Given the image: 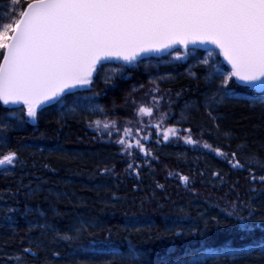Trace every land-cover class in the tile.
<instances>
[{"label":"trees","instance_id":"1","mask_svg":"<svg viewBox=\"0 0 264 264\" xmlns=\"http://www.w3.org/2000/svg\"><path fill=\"white\" fill-rule=\"evenodd\" d=\"M6 15L9 0H0V16ZM179 67L163 81L150 80L152 68L144 66L107 83L97 75L93 91L102 114H61L55 105L41 110L33 125L19 109L23 119L13 125L9 116L16 111L0 103V125H7L0 127V155L19 157L14 168H0V264H175L206 248L248 245L253 237L234 226L237 214L252 213L248 223L255 237H264V167L250 163L264 164V106L230 99L209 116L208 71L197 65L187 74ZM236 92L257 96L250 89ZM143 106L165 114L171 125L181 120L228 157L164 146L140 160L117 143L116 133L129 129ZM145 123L141 142L148 134L156 138ZM232 152L244 168L231 166ZM181 176L189 177L192 191ZM82 222L87 225L78 233ZM108 236L120 255L94 252L91 242ZM204 264H264V257Z\"/></svg>","mask_w":264,"mask_h":264},{"label":"snow or ice","instance_id":"2","mask_svg":"<svg viewBox=\"0 0 264 264\" xmlns=\"http://www.w3.org/2000/svg\"><path fill=\"white\" fill-rule=\"evenodd\" d=\"M9 4L11 15L0 16V103L23 104L32 121L44 105L63 104L71 89L90 85L102 61L122 60L131 65L142 55L177 45L189 55L196 53L195 46L211 45L231 66L230 71H224L213 59L214 50L199 60L207 66L210 81H220L216 103L236 98L237 88L264 91V0H9ZM189 45L194 47L189 49ZM175 58L184 57L177 50ZM259 103L264 106V97ZM139 113L151 115L152 109L140 107ZM109 127L104 124L105 129ZM131 134L130 129H124V136ZM170 135L176 136L177 130H165L164 140ZM183 139L187 144L198 143L191 135ZM117 143L126 151L132 147L125 139ZM135 146L146 156L150 154L140 140ZM203 146L211 148L207 143ZM214 151L228 157L219 149ZM230 156L233 168L245 167L236 152ZM18 160L15 152L0 155V168H14ZM250 163L264 167L259 160ZM180 179L185 185L189 182L187 176ZM259 180L264 182V176ZM251 215L237 214L239 222L234 225L244 236L253 237L248 245L208 249L195 264H204L206 257H264V237H255L254 226L248 223ZM91 243L113 257L121 254L110 236Z\"/></svg>","mask_w":264,"mask_h":264},{"label":"rangeland","instance_id":"3","mask_svg":"<svg viewBox=\"0 0 264 264\" xmlns=\"http://www.w3.org/2000/svg\"><path fill=\"white\" fill-rule=\"evenodd\" d=\"M212 50H214V52L216 53L214 55L213 59L219 63V66H221L224 71H230V67H228L226 65V63L223 60V58L221 57V55H219V51H217L215 49H212ZM178 51L184 57L183 59L178 60L175 58L176 52H177V50H176V51L170 52L171 54L168 53V54L161 56V57H150V58L141 59L138 62H133V64H131V65L126 64V63H118L116 61H111L109 63L102 64L99 67H97V71L95 72V76L92 78V83L90 85H88V87L86 89H83V90L80 89V90H77L75 92H71L70 97L68 99L64 98L65 102L63 104L53 103L51 106L56 105V107H54L53 110L61 112V114H79V113L89 114V115H91V114L92 115L93 114H102V113H104L103 112L104 109L98 101L100 96H99V94L96 93V90L93 91V83H94L95 77L97 75H100L101 79L104 81H106V80L112 81V80H115V79L123 76L127 69H138L139 67L144 66L146 69L152 68L153 73H152V76L150 77V80L163 81L166 78H169L171 75H173L174 72L180 70L181 68L179 66H184L182 68L183 70L180 72H183L185 70V73L192 74V71L195 68V66H197V65L198 66H204V65H201L199 63V60L204 59L208 53V51H203L201 49H197L196 53L193 55H189L186 49L185 50L184 49H178ZM121 66H123V67H121ZM162 67H167V69H162ZM204 67H205V70L208 71L207 66H204ZM210 83L212 84L211 93L207 97V100L205 102V108L207 109L208 112L209 111L214 112L225 101L230 100V99H225L222 103H216L215 101L219 100V98H220V94L218 92L220 81L216 80L214 83L210 81ZM250 90H252L254 92V94H257V96L251 97L249 95H246V94L241 95L240 93L236 92V98H232V100L246 99V100L250 101L252 104H260L259 99L264 97V91H261L259 89H255V90L250 89ZM213 97H215V99H213ZM51 106H49V107H51ZM146 108H150V107H146ZM189 108H190V106H187L184 111L185 112L188 111ZM9 109H13L16 111L9 116L10 119H12L14 121V123H12L13 125L19 124L20 121L23 119V117L21 116V112L17 111L19 109H22V111H24V117L29 121V119L26 117L25 107L9 108ZM185 112L182 114L183 117H181V118L185 117ZM135 114H136V118L129 125V127H130L129 129L131 130L132 134L130 136H127V137L124 136V128H121L119 131H117L116 135H117V137H119V139H125L127 144L132 145V147L130 149L134 150L138 154V158L140 160L147 161L148 159L150 160L153 157L152 155L155 154L154 148H155L156 144L159 142L162 143V141H164L163 133L165 130H167L169 128H174L177 130L176 136L170 135V139H169V143H170L169 145L170 146H178V145L183 146V145H185L186 143L184 142L183 137L191 135V137L194 140L198 141V146H195V147L193 146L192 149H196V150L202 151L204 153H212V155H214L216 158L224 160V156L218 155L216 153V151H214V149H212V147L211 148H205L203 145L206 142L200 141L195 135H193L191 133V131L190 132L185 131L186 128L183 127V122H180L181 120H178L176 122V124L171 125L167 121L165 114H163L162 112H160V113L156 112L155 113V111L153 109H152L151 115L140 114L139 108L137 109ZM155 115H156V117H154ZM145 122L147 123L148 128H151L155 132L156 135L158 134L157 131L161 132V134H160L161 138H159L158 136L156 138H154L153 135L148 134V136H147L148 139H144V141L141 142L143 144L145 150L150 153L147 156L144 154V152H141L140 149L135 146L136 141L138 140L137 135L142 130V128H144ZM155 127H156V131L154 130ZM191 146L189 145V147H191ZM134 169H136V168H134ZM134 173H137V170L134 171ZM184 187L189 188V190L192 191L190 180H189L187 185L184 184ZM86 225H87L86 223L82 222V224H80V226L77 227L76 232H78V233L81 232L83 230V228H85ZM90 225L96 226V224L93 225V223H91ZM225 247H228V246H223V247L216 248V249L217 250H223ZM92 248H93V246H92ZM93 250L98 251L101 249L95 247ZM93 250L91 249V251H93ZM207 250H204L202 252H199V253L193 255L191 258H189L187 260L180 261V262H178V264H195V262L198 259H200L201 253H203ZM235 258H238V257H235ZM208 260H215V259H213L212 257L204 258V262H206Z\"/></svg>","mask_w":264,"mask_h":264},{"label":"water","instance_id":"4","mask_svg":"<svg viewBox=\"0 0 264 264\" xmlns=\"http://www.w3.org/2000/svg\"><path fill=\"white\" fill-rule=\"evenodd\" d=\"M189 47V49H191V48H193L194 46L193 45H189L188 46ZM197 49H201V50H203V51H209V50H212L213 49V46H211V45H205V46H195ZM178 49H184L183 48V46H180V45H177L176 46V48L175 49H169V50H167V51H165V52H159V53H148V54H146V55H142L141 57H138V59L135 61V62H138L139 60H141V59H145V58H150V57H161V56H164V55H166V54H168V53H170V52H173V51H176V50H178ZM185 50V49H184ZM215 50H217V51H219L218 49H215ZM222 58H223V56H221ZM223 60H224V58H223ZM111 61H116V62H118V63H125L124 61H122V60H111ZM111 61H102L101 62V64L100 65H102V64H105V63H109V62H111ZM225 63H226V65L228 66V67H230L231 68V66L230 65H228L227 64V62L225 61ZM100 65H97V67H99ZM95 76V73H93V77ZM92 77V78H93ZM88 87V85H85V86H78V87H76V88H74V89H71V92H75V91H77V90H80V89H86ZM255 90V89H254ZM70 92V93H71ZM53 104V103H52ZM52 104H47V105H44L39 111H38V113L41 111V110H43V109H45V108H48L49 106H51ZM1 105L3 106V107H5V108H20V107H25L23 104H9V105H3L2 103H1ZM25 110H26V112H27V109H26V107H25ZM147 115V114H146ZM26 117H27V115H26ZM28 118V117H27ZM29 119V118H28ZM29 121L32 123V124H36V121H32V120H30L29 119Z\"/></svg>","mask_w":264,"mask_h":264},{"label":"flooded vegetation","instance_id":"5","mask_svg":"<svg viewBox=\"0 0 264 264\" xmlns=\"http://www.w3.org/2000/svg\"><path fill=\"white\" fill-rule=\"evenodd\" d=\"M154 130L156 131V127L154 128ZM157 135H156V137L158 136L159 138H161V136H160V134H161V132L159 131H157ZM170 143H169V140L168 141H162V143H157L156 144V146H155V148H154V153H157V152H161V150L162 149H164V146H170L169 145ZM189 145L191 146V147H189ZM179 146V145H178ZM195 147V146H198V143L196 144V145H193V144H185V145H183L182 147H184V148H186V149H188V150H190V151H194V152H201V151H199V150H196V149H192V147ZM175 147V146H174ZM181 147V146H180ZM134 175L136 176L137 175V173H134Z\"/></svg>","mask_w":264,"mask_h":264},{"label":"bare ground","instance_id":"6","mask_svg":"<svg viewBox=\"0 0 264 264\" xmlns=\"http://www.w3.org/2000/svg\"><path fill=\"white\" fill-rule=\"evenodd\" d=\"M207 249H210V248H206V249H203V250L197 251L196 253H192L190 256H188V257H186V258L180 259V260L177 261L175 264H178V262H180V261L187 260V259L191 258L193 255H195V254H197V253H199V252H202V251H204V250H207ZM106 251H108V250H106ZM94 252H96V251H94Z\"/></svg>","mask_w":264,"mask_h":264}]
</instances>
